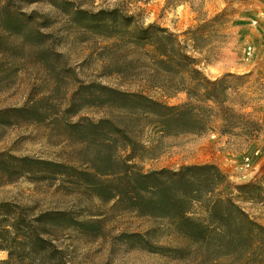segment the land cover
Instances as JSON below:
<instances>
[{
    "label": "rangeland",
    "instance_id": "1",
    "mask_svg": "<svg viewBox=\"0 0 264 264\" xmlns=\"http://www.w3.org/2000/svg\"><path fill=\"white\" fill-rule=\"evenodd\" d=\"M181 1L168 5L166 0H0V151L59 163L64 166L58 170L66 172L44 171L6 184L0 187V201L32 207L38 214L66 211L82 221L84 226L63 223L54 232L55 243L71 264L211 260L201 258L199 245L162 224L147 234L160 221L140 217L125 202L92 186L119 175L121 147L107 128L90 132L91 124L109 118L128 124L132 136L145 142L156 135L152 125H140L133 106L125 108L118 95L108 99L105 87L143 92L172 105L186 103L188 96L155 87L164 77L154 75L145 48L117 33L107 36L90 28L77 11L95 14L118 8L144 26L156 23L186 40L187 30L228 7V21L217 29L216 39L191 54L211 78L253 72V91L259 86L257 78L264 81V0ZM14 108L25 111L13 112ZM249 110L264 123V100ZM219 125L214 119L202 134L163 136L159 155L137 162L146 170L215 163L229 175L225 194L259 179L264 173V133L248 144L231 146ZM69 166L96 175H79ZM239 203L264 225V205ZM162 246L167 248L159 251ZM7 257V252H0V260Z\"/></svg>",
    "mask_w": 264,
    "mask_h": 264
},
{
    "label": "trees",
    "instance_id": "2",
    "mask_svg": "<svg viewBox=\"0 0 264 264\" xmlns=\"http://www.w3.org/2000/svg\"><path fill=\"white\" fill-rule=\"evenodd\" d=\"M166 2L176 5L182 1ZM76 13L90 28L107 36L117 33L122 40L145 48L154 66V75L164 77L163 83L155 87L167 94L186 92L188 96L186 103L172 105L143 92H119L105 87L108 99L118 95L125 108L133 106L132 114L140 120V125L146 122L152 125L156 135L152 141L145 142L139 136H132L128 124H118L109 118L91 124L90 132L107 128V133L121 147L119 175L102 182L94 181L92 186L125 202L140 217L161 222H156L147 234L162 224L178 237L199 245L201 258L211 259L207 264H264V225L239 203L264 205V173L259 179L236 185L234 191L225 194L229 175L215 163L146 170L137 162L159 155L157 150L163 136L202 134L214 119L220 121L219 131L231 146L248 144L264 133V123L249 110L264 100L262 78H257L259 86L255 91L251 89L253 72H227L211 78L201 69V61L191 54V50L200 52L216 39L217 29L228 21V7L187 30L186 40L156 23L144 26L135 21L134 15L118 8L95 14ZM12 111L23 113L25 110L14 108ZM63 166L0 151V187L27 175L36 177L44 171L66 173L58 170ZM69 167L79 175H96V172ZM63 223L68 227L84 226L66 211L38 214L32 207L0 201V252L8 254L0 264H71L54 238V232ZM165 248L159 247V251Z\"/></svg>",
    "mask_w": 264,
    "mask_h": 264
}]
</instances>
